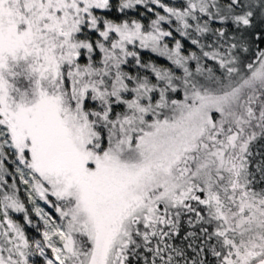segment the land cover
I'll list each match as a JSON object with an SVG mask.
<instances>
[{
  "label": "snow or ice",
  "instance_id": "1",
  "mask_svg": "<svg viewBox=\"0 0 264 264\" xmlns=\"http://www.w3.org/2000/svg\"><path fill=\"white\" fill-rule=\"evenodd\" d=\"M0 264H264V0H0Z\"/></svg>",
  "mask_w": 264,
  "mask_h": 264
},
{
  "label": "rangeland",
  "instance_id": "2",
  "mask_svg": "<svg viewBox=\"0 0 264 264\" xmlns=\"http://www.w3.org/2000/svg\"><path fill=\"white\" fill-rule=\"evenodd\" d=\"M15 218L20 219L19 216H18V214H16V217H15ZM27 231H28V233H29L30 235H36V233L34 232V230L31 229V228H28Z\"/></svg>",
  "mask_w": 264,
  "mask_h": 264
},
{
  "label": "trees",
  "instance_id": "3",
  "mask_svg": "<svg viewBox=\"0 0 264 264\" xmlns=\"http://www.w3.org/2000/svg\"><path fill=\"white\" fill-rule=\"evenodd\" d=\"M144 55H145V57H147L149 54H148V53H144ZM153 59H156V58L153 57ZM159 62H160V63H164V61H163L162 59H161ZM18 216H19V218H21L19 214H18Z\"/></svg>",
  "mask_w": 264,
  "mask_h": 264
}]
</instances>
